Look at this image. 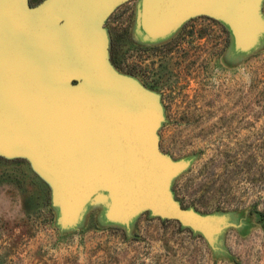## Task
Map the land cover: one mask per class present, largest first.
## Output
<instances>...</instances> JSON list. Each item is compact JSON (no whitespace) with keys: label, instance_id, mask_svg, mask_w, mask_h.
Masks as SVG:
<instances>
[{"label":"rangeland","instance_id":"obj_1","mask_svg":"<svg viewBox=\"0 0 264 264\" xmlns=\"http://www.w3.org/2000/svg\"><path fill=\"white\" fill-rule=\"evenodd\" d=\"M35 8L47 0H27ZM139 0L116 5L102 24V63L156 98L157 151L189 165L173 199L200 215H227L216 250L174 220L140 213L128 228L104 222L94 199L74 228H60L54 189L27 155L0 153V264H264V35L246 55L205 14L148 42ZM264 20V0L259 6Z\"/></svg>","mask_w":264,"mask_h":264},{"label":"water","instance_id":"obj_2","mask_svg":"<svg viewBox=\"0 0 264 264\" xmlns=\"http://www.w3.org/2000/svg\"><path fill=\"white\" fill-rule=\"evenodd\" d=\"M125 0H0V153L27 155L54 189L60 228L87 206L107 202L103 220L124 226L140 213L174 220L216 250L227 215H200L173 199L186 170L157 151L155 97L102 63V24ZM261 0H139L137 27L148 42L170 36L187 17L223 23L232 52L246 55L264 35Z\"/></svg>","mask_w":264,"mask_h":264}]
</instances>
